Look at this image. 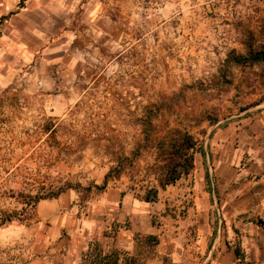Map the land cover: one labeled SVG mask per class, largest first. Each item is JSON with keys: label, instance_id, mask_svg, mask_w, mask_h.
Here are the masks:
<instances>
[{"label": "rangeland", "instance_id": "obj_1", "mask_svg": "<svg viewBox=\"0 0 264 264\" xmlns=\"http://www.w3.org/2000/svg\"><path fill=\"white\" fill-rule=\"evenodd\" d=\"M103 2L112 21L102 25L111 33L96 36L77 65L80 75L18 77L0 91V230L32 225L35 196L72 189L89 222L85 232L100 237L112 259L207 264L217 228L228 235L219 224L224 186L216 173L230 171L241 143L230 132L217 142L216 131L239 120L255 131L252 120L264 110V61L237 63L231 53L248 56L264 46V0ZM147 108L157 111L148 146L97 188L122 155L145 142ZM171 128L198 139L195 168L162 189L152 166ZM257 144L238 162L264 160V139ZM154 190L157 197L146 200Z\"/></svg>", "mask_w": 264, "mask_h": 264}, {"label": "crops", "instance_id": "obj_2", "mask_svg": "<svg viewBox=\"0 0 264 264\" xmlns=\"http://www.w3.org/2000/svg\"><path fill=\"white\" fill-rule=\"evenodd\" d=\"M107 6L103 0H0V91L18 77L40 80L49 75H80L77 65L86 62L89 49L96 46V36L111 33V25H102L112 21ZM252 121L257 124L255 131L253 125L246 129L248 121L239 120L215 134L217 142L230 132L241 143L226 164L230 171L216 173L224 186V216L219 224L226 225L228 235L217 228L207 264H264V225L258 223L264 220V160L252 155L248 163L238 162L242 153L258 149L257 143L264 139V110ZM237 163L243 167H235ZM111 188V193L119 189ZM77 198L78 192L71 189L42 199L36 205L35 218L29 219L32 225L0 230V264H85L87 249L99 244L100 237L85 232L89 222ZM130 204H134L132 198ZM201 247L207 249L208 243ZM100 248L104 255L110 254L106 244ZM122 261L119 255V263Z\"/></svg>", "mask_w": 264, "mask_h": 264}, {"label": "trees", "instance_id": "obj_3", "mask_svg": "<svg viewBox=\"0 0 264 264\" xmlns=\"http://www.w3.org/2000/svg\"><path fill=\"white\" fill-rule=\"evenodd\" d=\"M233 53V60L237 63L246 62H260L264 61V46L262 49L253 52L250 51L248 56ZM232 56V54H231ZM157 115V111L152 108H147L144 114L142 129L145 133L144 143H138L135 149L132 151V156L122 155L119 160V165L113 167L105 176L103 185H96L97 188L103 189L107 186L108 179L111 176H119L124 166V161L132 164L133 160L141 155L142 150L148 146L147 143L151 138V131L154 129L153 119ZM198 146V139L188 130L182 128H171L157 143L158 156L155 163L152 166V170L156 176L157 182L162 189H165L169 185L176 184L182 177L190 175L195 168V154ZM116 174V175H115ZM66 190L60 189L51 196H35L33 202L35 205L42 200L48 198L58 197L62 192ZM158 194L157 190H154L151 195L147 194L146 200H152L156 198ZM6 220H11L6 218ZM23 220H20L22 222ZM258 223L264 225V220L259 219ZM102 248L96 243L93 248L88 250L89 264H120L119 257L112 259L110 254H103ZM113 254V253H111ZM236 254L239 256V249H236ZM92 257V258H91Z\"/></svg>", "mask_w": 264, "mask_h": 264}]
</instances>
